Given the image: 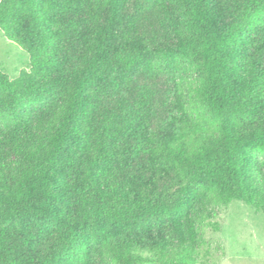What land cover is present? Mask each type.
Masks as SVG:
<instances>
[{
  "label": "trees",
  "instance_id": "obj_1",
  "mask_svg": "<svg viewBox=\"0 0 264 264\" xmlns=\"http://www.w3.org/2000/svg\"><path fill=\"white\" fill-rule=\"evenodd\" d=\"M127 2L0 0L1 32L30 56L16 79L0 71V264H213L214 207L264 212V0L234 1L220 30L215 0H159L168 50L135 18L116 32ZM143 74L177 85L180 125L153 149L166 187L120 180L130 140H153L152 92L126 95Z\"/></svg>",
  "mask_w": 264,
  "mask_h": 264
},
{
  "label": "rangeland",
  "instance_id": "obj_2",
  "mask_svg": "<svg viewBox=\"0 0 264 264\" xmlns=\"http://www.w3.org/2000/svg\"><path fill=\"white\" fill-rule=\"evenodd\" d=\"M236 0H215L220 13L217 29L230 22V9ZM168 10L175 14L174 6L166 1ZM116 25V32L123 33L129 20L135 18L137 32L146 44L159 50L175 49L176 40L171 35V23L160 7L159 0H128ZM30 70V56L19 45L10 41L0 30V71L10 79H16L23 71ZM142 90L152 92V139L139 137L130 140L131 165L124 170L121 181L133 176L147 184L156 182L166 187L177 180L173 171L163 167L161 157L154 158L153 149L163 145L180 125V113L176 99L177 85L169 76H139L126 95L129 100L138 97ZM120 97H105L104 105L117 109ZM167 157V155H166ZM213 226L204 230L213 264H264V212L239 200L214 207ZM39 227L33 228L35 252L40 251ZM206 254V253H205Z\"/></svg>",
  "mask_w": 264,
  "mask_h": 264
}]
</instances>
